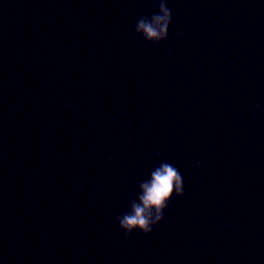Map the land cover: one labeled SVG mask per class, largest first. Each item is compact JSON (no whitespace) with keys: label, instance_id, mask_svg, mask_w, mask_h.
<instances>
[{"label":"water","instance_id":"1","mask_svg":"<svg viewBox=\"0 0 264 264\" xmlns=\"http://www.w3.org/2000/svg\"><path fill=\"white\" fill-rule=\"evenodd\" d=\"M81 79L125 210L162 161L182 174L142 264H264V0H46Z\"/></svg>","mask_w":264,"mask_h":264},{"label":"clouds","instance_id":"2","mask_svg":"<svg viewBox=\"0 0 264 264\" xmlns=\"http://www.w3.org/2000/svg\"><path fill=\"white\" fill-rule=\"evenodd\" d=\"M171 18L167 0H159L157 11L140 17L133 32L146 43H159L167 38ZM173 195H184L183 177L172 163L162 161L138 184L137 195L129 201L127 210L115 217L123 236L127 238L134 231L149 235L163 219Z\"/></svg>","mask_w":264,"mask_h":264}]
</instances>
